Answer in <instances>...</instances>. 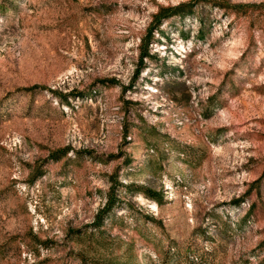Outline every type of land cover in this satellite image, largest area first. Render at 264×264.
Returning a JSON list of instances; mask_svg holds the SVG:
<instances>
[{"label": "rangeland", "instance_id": "1", "mask_svg": "<svg viewBox=\"0 0 264 264\" xmlns=\"http://www.w3.org/2000/svg\"><path fill=\"white\" fill-rule=\"evenodd\" d=\"M190 1L0 0V264H264V8L142 61Z\"/></svg>", "mask_w": 264, "mask_h": 264}, {"label": "trees", "instance_id": "2", "mask_svg": "<svg viewBox=\"0 0 264 264\" xmlns=\"http://www.w3.org/2000/svg\"><path fill=\"white\" fill-rule=\"evenodd\" d=\"M202 4H206L208 6L209 5L214 6L220 10H223L225 13L234 11L235 13L239 12L245 15L251 13L252 11L256 9L264 8V4L263 5H250V4L232 5L227 1H221V2L214 1L212 3H209V0H192L190 2L182 3L177 6L162 7L153 17L154 19L151 25V30H150L149 35L143 39V44H142L143 51L141 53V60L143 61L144 57H150L147 46H148V43L153 39L152 32L154 28L158 29L164 20H167L173 17H179L181 20H186V19H190L198 15V17L200 18L201 24L204 25L205 24L204 19H202V17H200L198 14V10ZM203 33H204V28L201 29V32L198 35V38L203 39L204 38ZM44 88L45 87L43 86H34L31 88H25V91H35L37 89L44 90ZM77 96L79 97V96H84V95L78 94ZM67 152H68L67 149L57 150L51 154V160L60 161L65 155H67ZM111 192L113 194H111L108 199V202L104 209V213L111 212V210L113 209L115 205L114 197H113L114 189H112ZM148 196L157 202L161 201L159 198V195H157L156 193H148Z\"/></svg>", "mask_w": 264, "mask_h": 264}]
</instances>
